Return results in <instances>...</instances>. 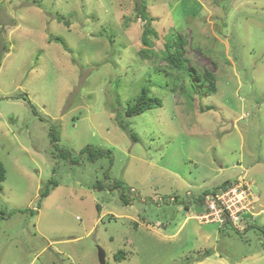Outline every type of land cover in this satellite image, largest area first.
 <instances>
[{"label": "rangeland", "instance_id": "rangeland-1", "mask_svg": "<svg viewBox=\"0 0 264 264\" xmlns=\"http://www.w3.org/2000/svg\"><path fill=\"white\" fill-rule=\"evenodd\" d=\"M141 1L0 0V264H100L99 248L106 264H264V0H144L150 61ZM145 86L162 106L126 117ZM239 176L261 213L197 219L203 192Z\"/></svg>", "mask_w": 264, "mask_h": 264}, {"label": "trees", "instance_id": "trees-1", "mask_svg": "<svg viewBox=\"0 0 264 264\" xmlns=\"http://www.w3.org/2000/svg\"><path fill=\"white\" fill-rule=\"evenodd\" d=\"M136 16H137V19H141V21L143 22V33H142V38H141L143 48L140 50L139 55L144 60H147V61L153 60L154 58L158 57V53L154 50L153 39H158L159 34L155 30H153V27H152L153 18L149 15L147 4L144 0H142L141 2H137V4H136ZM58 22H60V23L64 22L65 24L69 25V23L65 20V18L63 16L58 17ZM52 41H56L57 43H60L61 45H63L65 50H68L64 41H62L61 39H59V38L54 39L53 38ZM185 43H186L185 39L182 36V34H180V33H176V32L171 31L166 36L165 44H164V50H163V59L167 63V69L168 70L181 72L186 68L187 60L184 59ZM2 60H3V58L0 57V66H1ZM205 77L208 80H212V81L214 78V76L211 73H207L205 75ZM177 88H178V84L175 83L172 90L175 91ZM208 90L210 92H215L216 85L214 82H211L209 84ZM26 100H28L29 103H31L29 98H26ZM161 106H162V102L159 99H157L156 97H153L151 95L150 87L145 86L142 88L140 94L135 99L134 103L129 104L123 113L126 117L131 118V117L139 116L148 110L155 109V108L161 107ZM31 107L34 108V105L31 104ZM206 109L210 110V109H212V107H207ZM200 111L203 112L204 108H201ZM120 126L125 130L127 129V126L124 123H121ZM59 141H60L59 133L58 134L54 133L52 135L53 146L56 149H58L59 153L61 155H63V157H64V154L70 155L69 152L59 148V145H58ZM84 152H91V147H86L81 152V154H84ZM102 153H103L102 151H99V154L102 155ZM90 159H92V155H91ZM5 179H6V169L3 165V163L0 161V192L3 190V183H4ZM230 184H231V181H226L223 184H221L220 186L215 187L212 191H204L202 197L200 199H198L197 202L199 203V205H203L204 199L207 195L215 194L221 189H227V188H229ZM57 186H58V183L56 181H53V180L50 181L46 185L44 191L41 193V197L42 198L49 197L50 194L52 193V191ZM96 187L99 189H102L101 184H97ZM113 188H116L115 185H113ZM249 228H250V225L248 226V229ZM210 255H211V253L208 254L207 257H209ZM114 258L117 261L123 260L124 259L123 252L119 251L117 254H115Z\"/></svg>", "mask_w": 264, "mask_h": 264}, {"label": "built area", "instance_id": "built-area-1", "mask_svg": "<svg viewBox=\"0 0 264 264\" xmlns=\"http://www.w3.org/2000/svg\"><path fill=\"white\" fill-rule=\"evenodd\" d=\"M258 199L253 195L251 184L245 176H239L227 189L207 195L203 202L204 214L197 217L203 224L215 223L222 226L248 223L256 215Z\"/></svg>", "mask_w": 264, "mask_h": 264}, {"label": "water", "instance_id": "water-1", "mask_svg": "<svg viewBox=\"0 0 264 264\" xmlns=\"http://www.w3.org/2000/svg\"><path fill=\"white\" fill-rule=\"evenodd\" d=\"M98 258L100 264H106V252L102 248H99Z\"/></svg>", "mask_w": 264, "mask_h": 264}]
</instances>
